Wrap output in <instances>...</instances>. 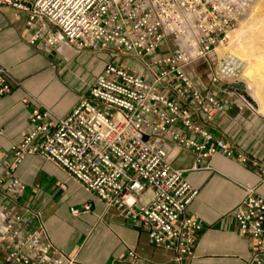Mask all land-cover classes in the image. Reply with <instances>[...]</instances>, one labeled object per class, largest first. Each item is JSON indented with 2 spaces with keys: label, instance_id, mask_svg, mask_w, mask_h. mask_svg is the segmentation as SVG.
Wrapping results in <instances>:
<instances>
[{
  "label": "built area",
  "instance_id": "obj_1",
  "mask_svg": "<svg viewBox=\"0 0 264 264\" xmlns=\"http://www.w3.org/2000/svg\"><path fill=\"white\" fill-rule=\"evenodd\" d=\"M244 3L0 0V7L25 17L26 40L44 53L63 55V49L71 47L77 54L130 56L143 65L137 71L106 64L67 116H55L48 108L32 109L31 129L11 148L12 160L0 178V190L19 205L27 187L16 175L17 167L29 155L40 156L61 167L107 207L148 225L151 244L174 251L178 263L192 256L204 230L202 221L188 215L199 191L183 170L170 163L166 145L192 150L196 158L191 170L208 168L204 162L216 154L249 162L198 119L224 110L214 86L238 83L242 62L231 53L219 56L217 48L228 42ZM165 41L169 49L162 51ZM200 60L213 67L211 83L204 90L189 73ZM18 85L0 66V99ZM259 172L264 176V166ZM148 190L152 198L140 203ZM246 190L234 218L239 231L254 243L249 264H264V198ZM21 210L0 208V264H73L42 224L34 226L40 213ZM89 210L87 205L71 212L80 216ZM114 264H140V257L131 250Z\"/></svg>",
  "mask_w": 264,
  "mask_h": 264
},
{
  "label": "crops",
  "instance_id": "obj_2",
  "mask_svg": "<svg viewBox=\"0 0 264 264\" xmlns=\"http://www.w3.org/2000/svg\"><path fill=\"white\" fill-rule=\"evenodd\" d=\"M26 34L25 17L0 7V66L20 83L12 94L0 99V178L9 169L11 148L31 129L32 109L48 108L55 116L64 117L84 94L65 84L55 51L44 53L30 45ZM84 52L63 55L64 62L71 64L84 54L82 60L89 64V55ZM211 78L210 72L207 77L194 79L204 90ZM212 89L223 101L224 110L214 112L210 119L204 115L198 119L208 131L246 155L249 162L216 154L204 162L208 168L191 170L195 153L185 148L172 150L166 145L170 163L183 170L199 191L189 205L188 215L202 221L204 227L193 255L181 263L176 261L174 251L151 244L148 225L125 217L116 207H107L61 167L40 156L29 155L17 167L16 175L27 187L19 199L20 206L0 190V208L22 211L24 207L39 212L40 219L34 226L42 224L55 246L74 260L73 264H114L131 250L138 252L140 264H249L254 243L239 231L234 210L245 199L247 188L264 198V176L259 172L260 165L264 166V115L260 106L245 105L240 93L224 90L223 86ZM152 196L151 190L146 191L140 203ZM87 205V213L72 214L73 207L83 209Z\"/></svg>",
  "mask_w": 264,
  "mask_h": 264
},
{
  "label": "rangeland",
  "instance_id": "obj_3",
  "mask_svg": "<svg viewBox=\"0 0 264 264\" xmlns=\"http://www.w3.org/2000/svg\"><path fill=\"white\" fill-rule=\"evenodd\" d=\"M245 2V9L238 17L237 25L230 33L231 36L228 42L218 47L217 53L220 56L231 53L242 62L236 81L244 83L249 95V99L245 97L247 101L241 95L242 100L245 105L251 106L250 100H252L255 107L260 106L262 110L260 113L264 115V0H245ZM167 49H169V46L165 41L161 50L165 51ZM62 53L66 57L76 54L71 47L64 48ZM84 53L89 55V64L82 60L85 58L83 54L73 63H68L70 64L68 65L64 62L63 55L59 56L55 52L59 57L58 68L65 84L71 85L78 93H85L108 63L114 62L126 65L137 71L141 70L143 66L130 56L111 58L108 52L85 51ZM212 70L211 64L209 65L200 60L189 69V73L193 78H201L207 77ZM90 82L92 83L89 85Z\"/></svg>",
  "mask_w": 264,
  "mask_h": 264
},
{
  "label": "water",
  "instance_id": "obj_4",
  "mask_svg": "<svg viewBox=\"0 0 264 264\" xmlns=\"http://www.w3.org/2000/svg\"><path fill=\"white\" fill-rule=\"evenodd\" d=\"M225 88L229 91H235L237 93H240L242 96H247L248 95V91L246 90V86L244 85L243 82H239V83H233L231 85H226ZM251 103L252 100H250Z\"/></svg>",
  "mask_w": 264,
  "mask_h": 264
},
{
  "label": "bare ground",
  "instance_id": "obj_5",
  "mask_svg": "<svg viewBox=\"0 0 264 264\" xmlns=\"http://www.w3.org/2000/svg\"><path fill=\"white\" fill-rule=\"evenodd\" d=\"M253 1H254V0H253ZM244 2H245V0H244ZM245 3H246V2H245ZM247 3H248V2H247ZM247 5H248V4H247ZM239 6H240V7H239V8H240V11H243V10L245 9V6H246V5L242 4V5H239ZM249 6H250V5H249ZM247 10H248V9H247ZM245 12H246V11H245ZM232 55H233V54H232ZM219 56H220V55H219ZM253 95H254V94H253ZM248 96H249V95H247V96H244V95H243L244 99H245V97H246L247 99H249ZM253 98H254V97H253ZM251 104H252V107H254L253 103H251Z\"/></svg>",
  "mask_w": 264,
  "mask_h": 264
}]
</instances>
